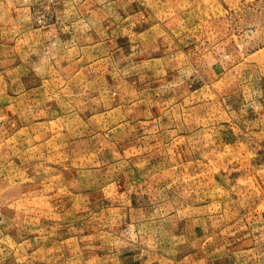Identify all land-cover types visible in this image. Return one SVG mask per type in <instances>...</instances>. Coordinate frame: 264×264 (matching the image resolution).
Instances as JSON below:
<instances>
[{
    "label": "rangeland",
    "instance_id": "1",
    "mask_svg": "<svg viewBox=\"0 0 264 264\" xmlns=\"http://www.w3.org/2000/svg\"><path fill=\"white\" fill-rule=\"evenodd\" d=\"M110 1L116 3L0 0V264H109L104 233L95 237L85 231L79 234L85 236L73 238L74 245L57 242L67 229L61 228L60 219L45 223L46 214L34 210L44 205L31 203L29 189L52 176L48 183L54 190L60 172L70 175L74 193L91 191L87 185L94 181L100 186V171L113 169L122 151L115 141L121 134L109 130L131 120L132 114L140 117L130 105L140 110L144 98L166 87L163 80L157 82L166 74L158 75L155 66L142 61L162 56L176 60L182 51L207 48L215 59L219 53L218 60L208 58L211 65L244 60L245 77L257 73L258 69L248 67L254 59L264 61V54H259L264 48V0ZM16 8L31 20L12 16ZM54 16L66 18L57 21ZM101 16H123L122 20L139 16L141 25L128 28L124 25L131 20ZM56 31L59 35L53 36ZM218 131L223 137H235L225 127L214 136H219ZM251 137L264 141V134ZM153 164L151 159L147 171L145 163L139 167L151 174L157 167ZM134 180L124 176L117 181L119 190L134 187ZM214 191L220 195L207 194L213 202L209 211L231 210L234 200L221 189ZM186 203L177 194L173 197L172 191L169 197L155 193L148 215L156 223L150 233L158 237L161 231V238L171 240L180 217L189 212Z\"/></svg>",
    "mask_w": 264,
    "mask_h": 264
},
{
    "label": "crops",
    "instance_id": "2",
    "mask_svg": "<svg viewBox=\"0 0 264 264\" xmlns=\"http://www.w3.org/2000/svg\"><path fill=\"white\" fill-rule=\"evenodd\" d=\"M115 3L108 0V4ZM22 11L16 8L11 15L31 20V16H20ZM28 14H32L30 9ZM54 17L57 21L66 18ZM101 17L131 20L124 25L128 28L141 25L139 16H124L125 21L123 16ZM130 48L133 55V42ZM207 50L195 47L176 54V60L162 56L142 61L155 66L158 75L166 74L157 78L166 87L144 98L146 104L140 105V110L138 105H130L140 117L132 114L131 120L109 130L121 134L115 141L117 150L122 151L113 169L100 171L99 187L94 181L87 185L91 191L74 193L70 175L61 172L60 178L55 177L59 182L54 190L48 183L52 176L36 182L38 188L30 184V201L44 205L34 210L46 214L45 223L60 219L62 229L78 234L72 237L62 231L57 242L74 245L73 238L85 236L79 235L85 231L95 237L104 233L109 264H264V141L260 139V144L251 137L264 134V61L254 59L248 67H255L257 73L245 77L244 60L211 65L208 58L218 60L219 53L215 59L213 51ZM259 54L263 56L264 48ZM219 56L222 58V53ZM221 127L232 130L235 137H223L219 131V136H214ZM151 159L157 167L146 174L139 165L145 163L147 171ZM124 176L135 178L131 184L136 185L119 190L117 181ZM160 186L164 190L159 191ZM167 187H172L173 197L177 194L185 199L184 207L189 208L176 224L173 237L167 232L171 240L161 238V231L158 237L150 233L156 222L148 215L152 196L169 197ZM217 189L234 200L231 210L209 211L213 202L207 200V194H215ZM67 215L71 218L66 219Z\"/></svg>",
    "mask_w": 264,
    "mask_h": 264
}]
</instances>
